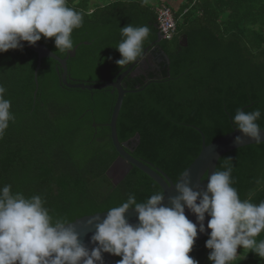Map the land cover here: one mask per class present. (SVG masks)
Masks as SVG:
<instances>
[{
	"label": "trees",
	"instance_id": "trees-1",
	"mask_svg": "<svg viewBox=\"0 0 264 264\" xmlns=\"http://www.w3.org/2000/svg\"><path fill=\"white\" fill-rule=\"evenodd\" d=\"M99 2L68 0L84 13L82 27L73 32L76 55L67 62L72 83L114 82L129 69L133 62L122 68L116 63L122 58L116 49L121 28L129 24L150 27L142 56L148 50L158 62L154 72L129 75L122 84L129 93L116 129L131 157L176 183L200 155L203 139L209 146L237 129V109H259L257 123L264 129V0H183L178 9L168 0ZM162 7L172 12L175 34L157 42ZM39 43L61 59L73 50H57L54 39ZM37 61L25 48L0 53V85L15 116L0 139V187L40 195L50 214L71 223L107 213L129 194L142 203L162 191L136 168L117 187L106 176L118 158L108 128L117 92L67 89L61 68L49 59L42 61L37 89ZM137 135L135 148L130 141ZM226 166L242 200L264 201V143L224 155L216 171ZM208 239L195 242L189 253L199 264H212ZM110 256L116 264L121 259ZM232 264L264 259L241 247Z\"/></svg>",
	"mask_w": 264,
	"mask_h": 264
},
{
	"label": "clouds",
	"instance_id": "clouds-1",
	"mask_svg": "<svg viewBox=\"0 0 264 264\" xmlns=\"http://www.w3.org/2000/svg\"><path fill=\"white\" fill-rule=\"evenodd\" d=\"M84 13L68 6V0H0V53L22 50L23 43L35 46L42 38L54 39L57 50L74 47L73 32L83 25ZM150 27L121 28L122 40L116 47L122 66L137 61L143 54ZM0 85V139L15 121L12 102ZM259 109H237L235 127L256 144L262 143L257 123ZM237 144L244 139L236 137ZM230 160V159H229ZM232 167L207 177V189L192 187L190 172L181 174L174 187L178 195L165 206V192L158 191L146 202L137 203L134 194L126 202L107 211V216H90L95 226L91 251L80 242V232L64 217H54L40 195L26 197L12 192L11 185L0 187V264H103L102 253L121 257L117 264H199L192 252L198 235L197 224L185 214V205L197 217L199 232L206 233L205 217L211 229L206 247L212 264H232L238 249L250 250L264 259V201L242 200L233 187ZM134 209L139 223L130 224L126 213Z\"/></svg>",
	"mask_w": 264,
	"mask_h": 264
},
{
	"label": "water",
	"instance_id": "water-1",
	"mask_svg": "<svg viewBox=\"0 0 264 264\" xmlns=\"http://www.w3.org/2000/svg\"><path fill=\"white\" fill-rule=\"evenodd\" d=\"M161 40H162V36L158 34L157 42H160ZM22 43H23V48L29 51H32L38 57L37 68L34 72V81L37 86V89H38V82H37L38 72L41 68L42 61L45 59H49V60H53L54 62H56L57 65L61 68V71H62L60 74L61 83L67 89L89 91V92L111 89L112 93L117 92L118 97H117L114 110L112 112L110 123L108 124V128L110 129V132H111L110 137H111L113 146L118 153V158L109 168V170L106 173V176L108 179L111 180L113 186L117 187L126 178V176L132 171V169L136 168L137 170L145 174L147 177H149L151 180H153L161 188V190L165 192L164 205L171 207V204L169 203L170 198L175 195H178V193L175 190L174 183L171 181V179H169L162 171L155 170L150 165L145 164L131 157L125 151V149L128 148V143L120 144L118 140V136H117V129H116L117 120H118L119 113L122 108L124 97L127 93H129L123 88L122 84L125 78H127L129 75L131 76V72L135 70L136 66H141L142 64L141 62H143L141 58L133 62L132 65L129 67V69L126 72L122 73L119 77H117V79L114 82L103 81L99 85L72 83L74 81H72L68 75L67 62L70 58L75 57L78 47H76L72 51H68L67 57L65 59H61L57 57L55 54H53L51 51H49L45 46L41 45L39 42H37L35 46L29 45L27 42H22ZM147 53H148V50L145 51L144 56ZM151 60L153 61L154 59H151ZM37 89L35 92V96L37 93ZM238 136L244 139L243 144H237L235 142L236 137ZM261 138H262V143H264V131H261ZM135 141H137V143L139 142L138 135L134 139H132L130 142L134 144ZM252 145H257L256 141L251 138H244V134L237 129H234L231 134H228L216 140L209 146H206L205 140L203 139L202 151L200 155L194 161V163L186 170L187 172H190V175L192 178L193 189L196 191H203L207 189V177L208 175L216 171L218 161L224 155L232 151H235L237 149L252 146ZM134 147L136 148L137 145L134 144ZM185 214L191 222L197 224L198 235H197V239L195 242L201 241L205 239L208 235H210L211 229L207 227L208 221L211 218L210 216L206 214V217H205L204 225H205L206 233H200L199 224L197 222V217L195 216V214H193L190 210L187 209L186 205H185ZM98 216H100V219L103 220L107 216V213L98 214ZM89 217H84L82 219L76 220L74 222V226L76 230L80 232V242L84 246H86L89 251H91L94 247H98L99 245L98 243L97 244L92 243L91 238L94 235L96 229H95V226H92L91 228H89L88 222H87ZM126 220L132 225L138 224L139 223L138 213L134 209L129 210V212L126 213ZM102 255H103V264H116V262L113 260V258L110 256L109 253H102ZM97 264H99V262H97Z\"/></svg>",
	"mask_w": 264,
	"mask_h": 264
},
{
	"label": "built area",
	"instance_id": "built-area-1",
	"mask_svg": "<svg viewBox=\"0 0 264 264\" xmlns=\"http://www.w3.org/2000/svg\"><path fill=\"white\" fill-rule=\"evenodd\" d=\"M158 22L162 39L171 41L175 34V22L173 21L172 12L168 7H162L158 11Z\"/></svg>",
	"mask_w": 264,
	"mask_h": 264
},
{
	"label": "flooded vegetation",
	"instance_id": "flooded-vegetation-1",
	"mask_svg": "<svg viewBox=\"0 0 264 264\" xmlns=\"http://www.w3.org/2000/svg\"><path fill=\"white\" fill-rule=\"evenodd\" d=\"M151 59H154V57L151 55V53H147L145 56L143 55L141 60V66H136L135 70L131 72V77H137L144 75L146 76L148 73H152L155 71V68L157 66V63L155 59L152 61ZM103 81H107L105 78H103ZM115 81V80H113Z\"/></svg>",
	"mask_w": 264,
	"mask_h": 264
},
{
	"label": "rangeland",
	"instance_id": "rangeland-1",
	"mask_svg": "<svg viewBox=\"0 0 264 264\" xmlns=\"http://www.w3.org/2000/svg\"><path fill=\"white\" fill-rule=\"evenodd\" d=\"M99 1H101V2H107V0H92V3L93 2H99ZM160 2L161 0H156V2ZM169 2H171V3H173V5L175 6V7H178L179 6V4H180V2L181 1H183V0H168Z\"/></svg>",
	"mask_w": 264,
	"mask_h": 264
},
{
	"label": "crops",
	"instance_id": "crops-1",
	"mask_svg": "<svg viewBox=\"0 0 264 264\" xmlns=\"http://www.w3.org/2000/svg\"><path fill=\"white\" fill-rule=\"evenodd\" d=\"M99 3H102V2H99ZM178 8H179V6L177 8H175V9H178Z\"/></svg>",
	"mask_w": 264,
	"mask_h": 264
}]
</instances>
